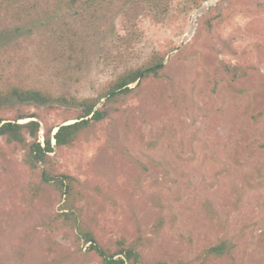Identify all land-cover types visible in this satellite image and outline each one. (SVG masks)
Returning a JSON list of instances; mask_svg holds the SVG:
<instances>
[{
	"label": "rangeland",
	"instance_id": "374dc122",
	"mask_svg": "<svg viewBox=\"0 0 264 264\" xmlns=\"http://www.w3.org/2000/svg\"><path fill=\"white\" fill-rule=\"evenodd\" d=\"M239 1L102 0L70 11L64 0H22L0 8V88L92 97L166 54L175 103L150 81L126 113L57 152L60 168L78 179L80 221L98 238L138 240L146 259L172 260L233 236L234 261L214 264H264V10L223 22L234 53L198 38L211 6ZM220 59L256 68L240 82L244 93L208 95L204 65ZM21 157L0 140V264H99L59 215L54 189L35 191Z\"/></svg>",
	"mask_w": 264,
	"mask_h": 264
},
{
	"label": "trees",
	"instance_id": "16d2710c",
	"mask_svg": "<svg viewBox=\"0 0 264 264\" xmlns=\"http://www.w3.org/2000/svg\"><path fill=\"white\" fill-rule=\"evenodd\" d=\"M21 1L0 0V8L10 11ZM100 1L102 0H64V4L68 10L73 11L93 6ZM191 1L194 6H198L204 0ZM262 10L264 0H241L227 10H222L220 3L211 6L199 20L198 38L203 39L209 49L217 53H234L232 44L221 35L223 22L236 12L253 13ZM165 58V53L157 51L145 64L126 70L106 82L97 95L82 99L55 96L39 88L18 85L0 88L2 145L11 153H22L21 162L25 175L35 191L51 187L60 196L63 205L59 215L64 221L70 222L75 230L77 243L89 244L88 250L98 258L99 264H214L227 259L234 261L236 256L237 242L233 236H224L207 244L192 258L172 260L146 259L138 240L130 241L126 237L113 236L98 238L92 229L83 226L80 221L79 208L74 200L78 194V179L62 170L58 164L59 150L74 147L88 136L97 123L108 119L114 121L126 113V104L132 97L141 95L150 81L163 85L166 98L175 103L176 85L167 72ZM255 71L254 66L220 59L215 64L204 65L202 79L206 83L208 95L212 97L223 89L242 94L245 90L240 82ZM50 116L54 120H50ZM261 148L264 150V138Z\"/></svg>",
	"mask_w": 264,
	"mask_h": 264
},
{
	"label": "built area",
	"instance_id": "2783aa9c",
	"mask_svg": "<svg viewBox=\"0 0 264 264\" xmlns=\"http://www.w3.org/2000/svg\"><path fill=\"white\" fill-rule=\"evenodd\" d=\"M41 140H43V137L41 138Z\"/></svg>",
	"mask_w": 264,
	"mask_h": 264
}]
</instances>
